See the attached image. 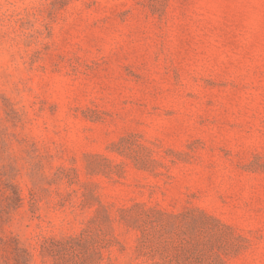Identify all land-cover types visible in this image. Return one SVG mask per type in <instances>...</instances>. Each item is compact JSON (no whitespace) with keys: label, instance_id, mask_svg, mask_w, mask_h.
I'll return each mask as SVG.
<instances>
[{"label":"rangeland","instance_id":"1","mask_svg":"<svg viewBox=\"0 0 264 264\" xmlns=\"http://www.w3.org/2000/svg\"><path fill=\"white\" fill-rule=\"evenodd\" d=\"M0 264H264V0H0Z\"/></svg>","mask_w":264,"mask_h":264}]
</instances>
